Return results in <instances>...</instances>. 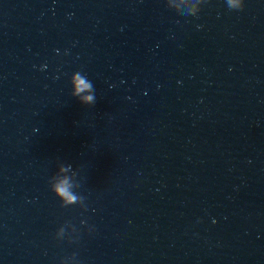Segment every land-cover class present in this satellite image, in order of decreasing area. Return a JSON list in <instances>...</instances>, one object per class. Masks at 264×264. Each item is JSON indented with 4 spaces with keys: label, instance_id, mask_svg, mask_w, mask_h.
Masks as SVG:
<instances>
[{
    "label": "water",
    "instance_id": "water-1",
    "mask_svg": "<svg viewBox=\"0 0 264 264\" xmlns=\"http://www.w3.org/2000/svg\"><path fill=\"white\" fill-rule=\"evenodd\" d=\"M0 264H264V0H0Z\"/></svg>",
    "mask_w": 264,
    "mask_h": 264
},
{
    "label": "clouds",
    "instance_id": "clouds-1",
    "mask_svg": "<svg viewBox=\"0 0 264 264\" xmlns=\"http://www.w3.org/2000/svg\"><path fill=\"white\" fill-rule=\"evenodd\" d=\"M81 84L83 85V87H87V85H85V84L83 83V81H81ZM85 99H86V100H91L92 97H86Z\"/></svg>",
    "mask_w": 264,
    "mask_h": 264
}]
</instances>
